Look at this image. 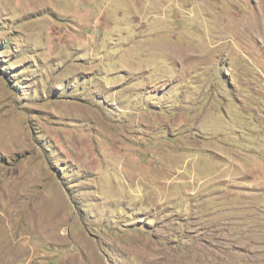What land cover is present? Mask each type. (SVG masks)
Here are the masks:
<instances>
[{
    "label": "rangeland",
    "instance_id": "1",
    "mask_svg": "<svg viewBox=\"0 0 264 264\" xmlns=\"http://www.w3.org/2000/svg\"><path fill=\"white\" fill-rule=\"evenodd\" d=\"M197 259L264 264V0H0V264Z\"/></svg>",
    "mask_w": 264,
    "mask_h": 264
},
{
    "label": "bare ground",
    "instance_id": "2",
    "mask_svg": "<svg viewBox=\"0 0 264 264\" xmlns=\"http://www.w3.org/2000/svg\"><path fill=\"white\" fill-rule=\"evenodd\" d=\"M210 122V121H209ZM140 123V122H139ZM180 149V148H179ZM191 151V150H190ZM188 152V151H187ZM222 155V154H221ZM181 157V156H180ZM204 161V160H203ZM183 163V162H182ZM195 165V164H194ZM186 168V167H185ZM201 169V168H200ZM198 170V169H197ZM176 172V171H175ZM187 173H188V171H187ZM191 173V172H190ZM181 176V175H180ZM201 186V185H200ZM173 200V199H172ZM207 254V253H206ZM204 255V254H203ZM206 255H204V257H205ZM203 258V257H202ZM16 261V260H15ZM190 262V264H198V263H201L202 262V259H197V260H193V261H189ZM202 264H204V262H202Z\"/></svg>",
    "mask_w": 264,
    "mask_h": 264
}]
</instances>
